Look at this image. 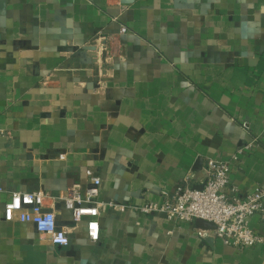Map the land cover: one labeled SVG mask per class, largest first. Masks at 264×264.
Here are the masks:
<instances>
[{"label": "crops", "instance_id": "crops-1", "mask_svg": "<svg viewBox=\"0 0 264 264\" xmlns=\"http://www.w3.org/2000/svg\"><path fill=\"white\" fill-rule=\"evenodd\" d=\"M98 35L119 54L96 80ZM0 130V264H264V244L136 210L187 176L200 187L210 159L241 191L264 186V0H0ZM87 170L98 241L57 199L68 246L4 218L16 191L84 192ZM251 226L264 236L261 215Z\"/></svg>", "mask_w": 264, "mask_h": 264}, {"label": "built area", "instance_id": "built-area-1", "mask_svg": "<svg viewBox=\"0 0 264 264\" xmlns=\"http://www.w3.org/2000/svg\"><path fill=\"white\" fill-rule=\"evenodd\" d=\"M126 32V27H122L120 33ZM95 40L99 46L97 49L101 62H94L93 71L90 72L97 80L110 66L106 64L105 58L118 56L119 50L116 51L112 46L117 40L114 36L98 35ZM97 55L98 53L96 57ZM1 132L0 130V134ZM230 172V163L210 159L207 163V177L201 188L194 187L191 176H187L173 193L164 192L159 201L147 199L136 210L148 216L162 213L177 222L195 223L197 219L212 222L216 227L210 230L199 229V236L212 237L240 250L264 244V236L251 226V218L255 214L264 219V186L257 185L253 190L243 192L231 183ZM87 175L90 177V185L86 190L82 192L74 189L69 196L58 197L41 191L14 192L5 204L4 218L7 221L31 222L41 241L68 246L71 243L70 231L59 226L54 209L45 207L46 201L57 199L64 201L65 207L72 211L76 223L87 218V236L92 241H98L102 179L91 170H87ZM119 208L125 210L127 206L121 205Z\"/></svg>", "mask_w": 264, "mask_h": 264}, {"label": "water", "instance_id": "water-1", "mask_svg": "<svg viewBox=\"0 0 264 264\" xmlns=\"http://www.w3.org/2000/svg\"><path fill=\"white\" fill-rule=\"evenodd\" d=\"M201 187H202V185L200 186V188ZM195 225L197 228L203 229V230H210V229H214L216 227L214 223L203 220V219H197L195 221Z\"/></svg>", "mask_w": 264, "mask_h": 264}]
</instances>
